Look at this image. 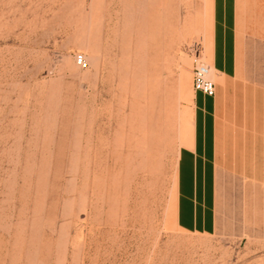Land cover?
I'll use <instances>...</instances> for the list:
<instances>
[{
  "label": "rangeland",
  "instance_id": "obj_1",
  "mask_svg": "<svg viewBox=\"0 0 264 264\" xmlns=\"http://www.w3.org/2000/svg\"><path fill=\"white\" fill-rule=\"evenodd\" d=\"M224 2L236 67L196 102L216 107L204 233L173 202L213 0H0V264H264V0Z\"/></svg>",
  "mask_w": 264,
  "mask_h": 264
},
{
  "label": "crops",
  "instance_id": "obj_2",
  "mask_svg": "<svg viewBox=\"0 0 264 264\" xmlns=\"http://www.w3.org/2000/svg\"><path fill=\"white\" fill-rule=\"evenodd\" d=\"M226 7L229 4L226 5L224 0H213V34L208 47V65L211 64L220 73L217 82L221 85L223 77L226 81L236 67L237 19L234 13L231 19L228 18L224 11ZM210 14L212 18V12ZM228 22L233 24L232 34L228 31L230 26L227 31L221 29L217 32L215 24ZM199 93H193L192 126L177 153L173 217L177 227L182 230L214 233L217 228L216 107L212 101L211 110L199 114L196 105Z\"/></svg>",
  "mask_w": 264,
  "mask_h": 264
},
{
  "label": "built area",
  "instance_id": "obj_3",
  "mask_svg": "<svg viewBox=\"0 0 264 264\" xmlns=\"http://www.w3.org/2000/svg\"><path fill=\"white\" fill-rule=\"evenodd\" d=\"M191 53L194 55L193 67H192V87L194 91L200 92L204 96L215 95V84L208 77V66L201 57V43L195 41L189 48ZM75 61L77 64L82 65L85 60L82 54L75 55Z\"/></svg>",
  "mask_w": 264,
  "mask_h": 264
},
{
  "label": "bare ground",
  "instance_id": "obj_4",
  "mask_svg": "<svg viewBox=\"0 0 264 264\" xmlns=\"http://www.w3.org/2000/svg\"><path fill=\"white\" fill-rule=\"evenodd\" d=\"M203 59V58H202ZM204 61V60H203ZM207 64V66H208V68H209V70H208V77H209V79L210 80H212L213 82H216L217 83V80H219V78H220V73L219 72H217L214 68H213V66H211V64H210V66L208 65V63H206ZM189 84V77L186 79V84ZM188 97L190 98V100H192L193 99V92H188Z\"/></svg>",
  "mask_w": 264,
  "mask_h": 264
}]
</instances>
